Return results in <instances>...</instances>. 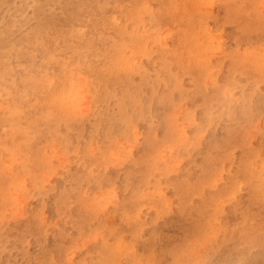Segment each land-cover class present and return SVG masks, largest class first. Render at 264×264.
Masks as SVG:
<instances>
[{"label": "rangeland", "instance_id": "1", "mask_svg": "<svg viewBox=\"0 0 264 264\" xmlns=\"http://www.w3.org/2000/svg\"><path fill=\"white\" fill-rule=\"evenodd\" d=\"M222 1L202 0L196 9L200 15L192 31L202 46V81L199 73L161 59L171 53L170 35L182 34L185 25L158 23L159 4L145 1L126 29L137 34V28L143 39L146 35L151 51L122 42L115 31H96L100 39L112 35L110 51L126 60L123 69L108 72L111 77L102 80L82 70V64L89 62L85 54L92 51L91 46L80 50L79 59L61 53L49 56L73 75L76 98L69 108L36 107V97L29 95L26 86L14 95L7 87L11 81L0 84V177L5 181L0 187V264L41 263L40 242L22 233L28 221L37 222L40 237L48 244L56 240L58 231L66 233L61 241L64 250L52 253V264H78L81 259L80 264H110L93 259L91 252L100 246L112 248L114 264H264V227L254 234L260 242L248 234L241 236L242 229L255 230L257 215L233 216V207L250 188L264 190V79L250 80L242 70L228 76L232 60L256 61L250 66L254 69L258 64L264 71V35L238 41L236 23L222 24L212 17ZM231 1L238 3L246 19L264 22V0ZM115 20L120 23L121 17ZM105 60L95 59L98 63ZM42 74L32 71L24 76L42 91L55 82L51 70ZM200 81L203 87L197 86ZM207 101L210 106L205 105ZM121 104L126 105L127 115L118 112ZM229 138L231 143L226 145ZM225 147L229 161L212 159ZM141 160L148 164L145 170ZM239 164L247 165L253 177L248 183L240 178L231 189L219 193ZM206 169L216 172L208 174L203 184L199 179ZM75 172L86 179L76 182ZM141 177L144 181L135 184L141 197L136 211L139 223L132 228L121 213L120 202L132 195L131 185ZM197 183L202 185L194 189ZM204 197L209 202L203 204ZM82 199L87 201L80 203H92V212L79 222L75 211ZM201 207L206 209L203 217L198 213ZM183 211L187 224L167 230L173 218L181 222ZM111 228H117L114 235ZM177 233L183 241L176 251H168L172 247L164 237L172 239ZM231 237L240 246L234 252L228 248ZM243 238L252 242L244 244L247 250H242Z\"/></svg>", "mask_w": 264, "mask_h": 264}, {"label": "bare ground", "instance_id": "2", "mask_svg": "<svg viewBox=\"0 0 264 264\" xmlns=\"http://www.w3.org/2000/svg\"><path fill=\"white\" fill-rule=\"evenodd\" d=\"M145 1L148 2L150 5L154 2H157L159 4V9L156 11L157 13L155 17L158 23H163L167 21H179L182 25H185V29H182V34L177 33L170 35V39L172 41V50H170L171 53H164L163 57L161 56V59H164L166 63L172 61L176 67H187V69L191 70L192 72L195 71L196 74L199 73L201 75V78H199V80L201 79L202 81V78L204 76V73H202V71L205 69L204 64L202 63L203 59L201 57L202 46L197 43L196 37L192 31V26L196 24L195 21L200 15V13L196 11V9H198V5L201 4L202 0H181V2H177V0H0V84L3 85L6 81H11V83L9 82L10 84L7 87L14 91V95L17 94V91L19 89L26 86L29 90V95H32L33 98L36 97V107L43 108L51 104L54 106L55 110L69 108V105H71L69 104V102L72 103V101L76 98V92L72 85L74 83L73 75L67 69L63 70V63L52 62V58L49 59V56L53 53H61L62 56H69L70 58L75 57L76 59L79 57V52L81 49H85L86 47L91 46L92 51H90L88 55L85 54L89 59V62L86 64H82V70L86 71L88 74H94L98 77L101 76L100 78L102 80L104 78L106 79L107 77H111L108 72L115 73L116 70L123 69L125 67L126 60L123 55L110 51V47L114 38L112 35H108L106 38L100 39L98 38L99 35L97 36L96 31H115L119 38L122 37V42L124 39L138 47V49H144V51L146 50L147 52L151 51L147 47L146 35H144L143 39L139 36L137 28L135 31L138 35L132 34L126 29L127 24L130 23L133 19H135L138 16V12L143 7H145ZM237 5L238 3L235 1L223 0L222 6L218 9V12L216 14H213L212 17L221 21L222 24L224 23L228 25L229 23L227 22L236 23V25L238 26V34L236 33L238 41L248 40L253 34L255 36H263L264 22L254 17L250 20L246 19V17L240 13V8ZM118 15L121 17L120 23H117L118 20H115V17ZM145 29L146 28H144V30ZM52 56L54 57V55ZM100 57H104L106 58V60L103 63H98V61H95L96 58ZM253 62L242 63L236 60L230 61L228 67V76L237 70H242L245 72L248 79L250 80H257L260 78L264 79V71L260 68L258 64H255L254 69L250 66ZM37 65H39V67L37 68V71H34ZM134 69L136 68L134 67ZM45 70L52 71L55 78V82L50 85L49 88L42 90V92L37 90L36 87L32 85L33 83L30 84L28 80L25 79L24 74H31L33 71L39 76ZM137 70H139V68ZM12 75L17 76L19 79H14L15 77L13 78ZM30 77L29 79H31ZM45 79L47 80V78ZM201 81L197 82L198 87H203V82ZM151 84H153V82ZM11 94L12 92L10 93V95ZM15 99L17 101L20 100L19 97H16ZM159 99L162 100L161 97H159ZM209 100H212V98H210ZM210 104L211 101H207L205 105L210 106ZM50 109L48 111H50L51 113ZM62 112L64 113V111ZM118 112L127 115L126 105L121 104L118 109ZM32 122L34 123V121ZM37 130L38 129L36 128V131ZM16 132H18V130ZM19 133L20 132H18V134ZM230 143L231 139L227 142L226 145ZM37 148L34 152L37 151ZM246 157L244 159H246ZM221 158H225L228 161L231 159L230 156H228L226 147L223 152H221L218 156H214L212 159L219 160ZM36 160L37 162H40V158H38V156H36ZM140 164L142 168H144V170L148 166V164L144 163L142 160L140 161ZM74 171L75 170H73V172ZM215 172H211V170L206 169L205 176H203V179L199 180L202 181L203 184H206L209 180L208 178H206V176L208 174L212 176ZM248 174L249 169L247 165L242 168L239 164V169L235 172V175L228 179V183L225 185L226 187H223L222 190L219 191V193H224L225 191L231 189V187L238 183L240 178H246V181L248 183V181H250V179L253 177V173H251L250 177ZM72 176L74 177L76 182H79L81 177L86 179V175L82 173L77 174V172H75L74 174H72ZM142 181H144V177L137 182L133 181V184L131 185L132 195L126 198L124 201L120 202L121 213L125 215V218L128 220L129 225L133 224V226L131 225L132 228H136L139 223V219L136 217V211L138 209V204L140 203L141 197L136 191V185L138 183L140 184ZM4 183L5 181L2 179V177H0V187L3 186ZM200 185H202V183H197L194 189L200 188ZM1 189L2 188H0V199L1 192L3 191ZM181 196L182 198H185L183 195ZM82 201L87 200L82 199L77 201L78 206L75 211V214L78 216L79 222H82L84 219H86V216L91 215L92 212V203H80ZM202 202L204 204L209 202V200L204 197ZM62 204L63 202L58 205V208H62ZM205 211V207H201L198 209V213L199 215H201V217L204 216ZM233 211L234 217H239L240 215L241 217H248V215H250L251 213L257 215L258 222L255 230L249 233L248 229H242L241 236L248 234V236H250L248 238L252 237L258 242H260L262 239L260 237H256V235L254 234H256V232H258L260 228L264 227V190L260 189L259 186L254 187V189L250 188L247 193V196L243 198V201L239 202L233 207ZM186 213L189 216V212L187 211ZM184 217H186V215L183 211L181 217L179 218L181 222L178 223L175 221L176 219L173 218L172 221H169L166 225L167 230L172 227L176 228L178 226H183V224H187L186 221H183ZM81 224L79 226L80 230L84 228ZM202 226L203 222L199 224V227ZM24 228L25 231H23L22 233H28L40 242L41 257L37 259L40 260L42 264H52V253L54 251L61 250V241L66 238V233L62 232L61 230L58 231V233H56V240L53 243L48 244L45 241H42L36 221H28L27 223H25ZM110 232L114 235L117 232V228H111ZM158 232L162 233L163 230L158 229ZM180 235V233H177V235L174 236L172 239L169 236L164 235L165 240H168L170 242L169 247H172V250L168 249V251L174 252L177 250V247L183 241ZM243 240L244 243L242 247L244 249L242 250H247L245 246L249 245L252 242L244 238ZM236 241V238L231 237L228 242V244H230L228 248L232 252L236 251L237 248L240 247L238 246V242ZM246 241L247 244L244 245ZM111 249L112 248L110 246H100V249L99 247H97L91 252V255L93 259L97 261L109 262L110 264H114L115 256ZM63 250L64 247L62 248V251ZM29 258L32 261L33 258H31L30 256ZM80 261H82V259ZM80 261L78 262V264H80ZM56 264L61 263L58 262Z\"/></svg>", "mask_w": 264, "mask_h": 264}]
</instances>
